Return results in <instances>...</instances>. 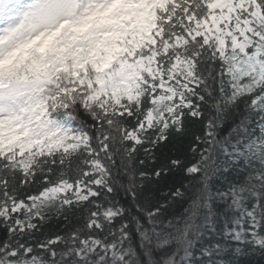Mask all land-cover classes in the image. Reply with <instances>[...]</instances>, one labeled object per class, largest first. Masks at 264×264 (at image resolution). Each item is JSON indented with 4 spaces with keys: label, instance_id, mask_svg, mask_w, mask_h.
I'll return each instance as SVG.
<instances>
[{
    "label": "snow or ice",
    "instance_id": "1",
    "mask_svg": "<svg viewBox=\"0 0 264 264\" xmlns=\"http://www.w3.org/2000/svg\"><path fill=\"white\" fill-rule=\"evenodd\" d=\"M0 231V264L264 255V0H0Z\"/></svg>",
    "mask_w": 264,
    "mask_h": 264
},
{
    "label": "trees",
    "instance_id": "2",
    "mask_svg": "<svg viewBox=\"0 0 264 264\" xmlns=\"http://www.w3.org/2000/svg\"><path fill=\"white\" fill-rule=\"evenodd\" d=\"M230 125H225L223 131H222V135L223 134H226L227 131H228V127ZM122 193H121V197H122ZM120 198V197H118ZM176 210H180V206H179V203L176 205ZM66 227L68 226H65L64 225V222L63 221H56V220H53L51 223H48L45 225V228H44V231L48 234H54V233H57V232H61L62 230H65ZM3 237V232L0 231V238ZM170 251V250H169ZM157 258L165 255V253H157ZM248 259L251 261V264H264V255H262L261 253L259 252H256V253H253L251 254L250 257H248Z\"/></svg>",
    "mask_w": 264,
    "mask_h": 264
}]
</instances>
